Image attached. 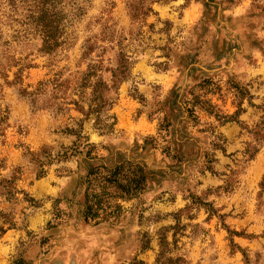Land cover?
Returning a JSON list of instances; mask_svg holds the SVG:
<instances>
[{
    "label": "rangeland",
    "instance_id": "obj_1",
    "mask_svg": "<svg viewBox=\"0 0 264 264\" xmlns=\"http://www.w3.org/2000/svg\"><path fill=\"white\" fill-rule=\"evenodd\" d=\"M0 227V264H264V0H0Z\"/></svg>",
    "mask_w": 264,
    "mask_h": 264
},
{
    "label": "trees",
    "instance_id": "obj_2",
    "mask_svg": "<svg viewBox=\"0 0 264 264\" xmlns=\"http://www.w3.org/2000/svg\"><path fill=\"white\" fill-rule=\"evenodd\" d=\"M46 44L51 43V37L49 35L46 36L45 39ZM206 107V111L210 114L213 113V108L210 104V102L202 101L201 102ZM179 112H184V108L179 106ZM203 107V106H202ZM172 114L170 117H165L161 126L160 131L163 132L161 138L166 143L165 146H163V152L171 159H176L177 161L181 162L183 160L187 161H193L197 160V158H200V154L203 152L200 150H197L198 153L193 154L195 155V159H192L190 157L191 154L187 152L184 149V146L187 145V143H190V139L192 138L188 133H185V135H180L181 130L175 126V123L171 121L173 118L174 120L177 119V115L173 116ZM179 121L178 123H180ZM177 124V123H176ZM169 137V138H168ZM89 145V144H88ZM158 145V139L154 137L147 138L145 140L144 145H142V151L149 152L150 149L156 148ZM70 156L78 157L80 163H82V168L84 169L86 173V177L89 178V180L92 177H101L103 180L104 185L102 186L103 190H106L108 187L115 188V192L117 193V196L120 198H128L130 196H133L137 194L138 191L142 190V183L148 179V174H150V171H145L140 167L138 163L130 162V161H121L115 165V167L110 168L106 166L103 162V159L98 158L97 156L92 155V151H85L84 148H75L74 150H71L69 152ZM203 158H208L207 152H204ZM144 157V155L142 156ZM207 164L212 162V160L209 158L207 161ZM103 170L105 172H103ZM90 182H88L89 184ZM99 204V202L97 203ZM4 232L3 228L0 227V234ZM15 264H24L23 261H17Z\"/></svg>",
    "mask_w": 264,
    "mask_h": 264
}]
</instances>
